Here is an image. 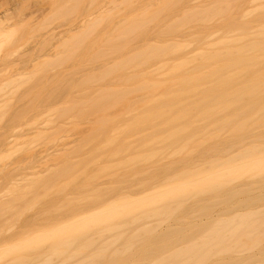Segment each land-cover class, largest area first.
<instances>
[{"label": "bare ground", "instance_id": "obj_1", "mask_svg": "<svg viewBox=\"0 0 264 264\" xmlns=\"http://www.w3.org/2000/svg\"><path fill=\"white\" fill-rule=\"evenodd\" d=\"M107 1L108 12L83 18L86 30L75 24L85 32L67 40L77 47L49 33L67 43L59 58L82 48L94 51L76 56L82 66L101 63L67 80L84 96L53 109L91 122L89 134L36 174L55 156L37 143L57 140L60 126L0 130V264H264V0ZM4 14L2 51L19 33ZM104 24L110 32L91 40ZM33 53L17 64L36 66Z\"/></svg>", "mask_w": 264, "mask_h": 264}, {"label": "rangeland", "instance_id": "obj_2", "mask_svg": "<svg viewBox=\"0 0 264 264\" xmlns=\"http://www.w3.org/2000/svg\"><path fill=\"white\" fill-rule=\"evenodd\" d=\"M68 1H70V0H0V15H2L4 13L5 14H7V13H9V14L11 13L12 14L13 13L12 16L14 15L13 17H16V18H13L14 24H12L13 21L11 22V24H12L13 27L15 25L19 29V33L18 34H17V31L15 32L16 33L15 35H17V37H15L16 41L13 42V40H14L13 37L15 36L14 34H13V36L11 35V37H9L11 39H8V40H11V41L3 39L4 40L3 41L4 44L6 42L7 43L8 42H13L14 44L12 43L13 45H10L11 44L10 43L9 44L10 46L5 44L6 47L4 48L3 51L1 49L3 48L4 45H2V47L0 48V50L2 51V52L0 51V54H1L0 58L2 57L3 53L9 54V57H7L8 58L7 60L4 61V57H5L4 55L2 57L3 61L1 60V64H0V85L2 84L1 86H3V87L0 86L1 87L0 89L4 88L6 86V84H8L9 81L11 82V80L13 78L14 79L16 78L15 82L17 81L19 83V79L22 81V76L23 75L28 78L29 77L28 74L32 75V73L34 72V75H35V71L38 70L39 67L41 69V72L40 71H36V73L39 72L38 75H36L38 77L32 75V77H33L32 78L30 76V79H29V81L27 83H25L26 80H23L24 82L20 81V83H19L20 84L19 85L20 88L18 87L19 89L18 90L16 89L17 92L14 91L16 93V96L13 93V91L10 92L11 89L13 90V87H15L14 85L16 83L13 85V87L11 86L12 83L8 84L9 85L8 89L6 90L7 87H5L3 89V91H2V93H0L1 94L0 95V103H3L6 106H8L9 102H11V104H12V108H10L11 110L8 108V107H11V106L7 107L9 110H7V108L3 107L4 109L7 110V111L4 110L3 114H6V112H7L8 115L0 117V130L2 128L8 126V125H10L11 129L15 126V128L13 129L14 131H12L10 128H8L9 126L6 129H10L11 132L8 130V132H10V134H13L12 132H14V135H17V134H15V133H17V131H15L16 128L18 129V133L19 132L21 133L23 131L26 132L27 129H28V131L31 132V134L28 135V134L25 133L24 135H26V136L28 135L29 137H32V136L34 137L35 136L34 134H37V133L40 132L39 128H41V130H43V131H41V134L43 132V134H46V135L47 134L49 135V133H50V135L52 133H54L55 132V128H57V127L59 128V126L61 128V130L59 132V135H58L59 137L57 138V140L40 141V142L37 143V145H38L37 147H39V148L43 147V146L44 147H48V149H49L48 152H51V153L53 152L54 153L53 155H55V156H54V158H53V156H51L49 158H45L47 156H50V153H49V155H47L46 152H45V155H44V153H42L41 156L44 155L45 156L44 158L46 160H42V161L40 160L41 163L38 160L40 156L39 157L37 156L38 159L34 157L36 159V161L39 162V164H36V166L34 168V171H36V174H37V171H38V173L41 172V169L44 167L45 163H49V162L52 163V160H54L55 157L57 156V154H55L56 151L59 152V150L61 148H66V147H70V146H71L70 149L73 148L80 141V136L81 135L83 136V135L89 134L88 130H89L91 122H89L87 120H80L76 116L69 115V114L67 115V117L65 116L64 118H62V117L60 118L56 114V112L53 111V109L55 107H57V106L63 105V103L68 101L71 97H81V96H84L86 94V92L83 90V88L81 86L73 87L72 85L70 86V84H69L70 88H68L69 86L66 85V84H68L67 80H70V79L71 80L74 79L73 81L78 80L79 78L83 77L86 72L91 73V71L93 72V70L95 72V70L96 71L99 70L98 69L99 67L100 68L102 67L100 62L93 63V64L91 63L89 65L86 64L85 66L84 65L82 66V64H83L82 61L79 62L78 59H76V56L78 58V57H80V55L84 56L86 58H89L90 56L93 55L92 52L94 53V51H90L89 55H86V54H88L89 51L87 52V50L86 51L85 50H81L82 49L81 46L84 45V44L79 46L81 48L79 50L80 53H78L79 55H76L77 52H75L76 54L73 53V52H69L70 50L68 49V52L70 54L71 53L74 54V56L72 58L75 57V59H71L70 58L71 60L70 59L67 60L66 58H63V55L65 53L62 54V55L60 53L59 54V55H61L60 58L58 57V55H55V54H58V52L61 50L59 48H63V46H67V43L64 44L65 39H66V41H68L67 38H71L72 36L73 37L75 36L74 38H76V36H78L77 34H79L80 31L81 32H80L79 35H81V33L83 34L85 32V31H83L84 30L83 27L85 26L84 24H87V26H89L88 24H90V22L92 23V21H90V20H88L89 22L86 23L87 21H84L83 18H85L86 16L89 17L91 14H92L91 17L94 18L95 16H98L101 11L102 12L104 10L106 11V9H107V12H108V4H107L108 1L107 0L106 1L105 0H99L97 2L98 5L96 3H95V5H92L91 3H89V2H91V0H78L76 3H75V0H71L70 1L71 3H75V4H79V5L78 6L76 5L77 7L75 5H74V7L71 5L72 8H73L72 9L73 11L71 9L68 10V6L70 5L69 4L70 2H69L68 3L69 5L66 4L67 6H66V9H65L67 11L68 15H67V13L64 15L65 10H64L63 13H62V10L64 9L65 3L68 2ZM109 5H110V3H109ZM75 8H78V9L74 11ZM95 8L97 9V11L94 12V10H96ZM69 11H70V13H69ZM124 13H122V14L124 16H126L127 12H126V14H124ZM121 16L119 15L115 19V20H118L117 21L118 23L121 20V18H119ZM91 17H90V19H91ZM81 18L83 19V22H81V23H83V27L81 29H79L81 26L77 28L75 26V24H77ZM87 18H85V19H87ZM107 24H110V23H107ZM107 24H106V26L104 24L103 27L104 28L106 27V28L103 31L102 30H98V32L93 31L94 32V34H93L94 37L90 36L91 40H92V38H93V40L97 39L98 36L103 35L106 32V30L108 32L111 26L107 25ZM7 26H10V25H7ZM87 26H86V28L84 27L85 30L87 29ZM107 26H109V27H107ZM14 28H16V27H14ZM7 30H11V28L8 27ZM62 30L64 31L65 36H63L64 34L63 35L59 34L61 36V39L66 37L64 39L63 43H62V40L60 41V39H59L60 36H58V34H57V36H58L57 39H56L57 36L56 37L54 36L53 38L52 37L50 38V34L49 33H58L59 31H62ZM99 31L101 33L102 32H104V33L103 34L100 33V35H99L98 34ZM48 34H49V36H48ZM71 34H74V35L69 36ZM96 35H97V37H96ZM100 38H103V36H100ZM71 39H69V41ZM73 39H72V41H73ZM69 41H68V44L70 43V48H71V45H72V47H73V45H76L75 47L78 46V43L71 44L72 41L71 42H69ZM74 41H76V39ZM93 42H91V43H93ZM91 43H88V44L85 43L86 46H83V48L87 47V46L92 48L94 46L93 45L94 43L92 44V46H90ZM93 48H95V47H93ZM30 50H33L32 52H35V53H33V55L36 54L37 56H39V58H37L36 61H35L36 62V66L32 65L35 68H33L32 66H30L31 68H29V67L26 68L25 65H23L22 63L21 64H17L18 59L20 57H25V55L29 57V56L32 55V52ZM65 50H66V48L63 49V52H65ZM27 51H28V53L30 51L31 54L28 55L26 53ZM83 52H85L84 53L85 55L83 54ZM66 54H68V53H66ZM52 55H55L61 61L65 60L66 62L62 63V65L58 63L60 60L54 63L55 57H53ZM65 55H64V57L68 56V55L67 56H65ZM51 57H53L54 59L51 58ZM58 58H56V60ZM49 59H51V61L52 60H54V61L53 62H49L50 61ZM46 61H48L49 63H47ZM77 62L81 63V66ZM50 63H53V64H50ZM48 64H49L50 67L48 66ZM80 67H81V69H79ZM42 69H44V70L42 71ZM20 74H23V75L20 77ZM8 78H10L11 80L7 81ZM65 78H67V79H65ZM39 79L42 82L39 81ZM64 81H66V83H64ZM13 82H14V80H13ZM34 82H35V84L38 82L36 84L37 85L36 89H35L36 86L34 85ZM22 83L23 84L25 83V84L22 86ZM39 83L42 86H40ZM64 84L67 86V88L71 92H68V93L64 92L65 90L67 91V89H65V90L63 89V88H66V86H64ZM38 85L42 89V92H41V89L38 88L39 87ZM10 86L12 87L11 89H9ZM30 86H31V88H28ZM94 86L98 87V84L94 85ZM27 88L28 89H32V91L31 90L29 91ZM56 88H59V89H57V91L55 92ZM4 90H6V92H4ZM48 90H49V92L52 91L51 93H54L53 96L51 97L52 99H50V100H47V98H46V97H48V95H47V93H49ZM12 93L14 94L13 96L15 98H13V96H11ZM9 96H11L10 98H12V99H10L11 101L7 100V97L9 99ZM5 101L6 102L9 101V102L5 103ZM11 104H9V105H11ZM38 104L39 105L41 104V105L38 106ZM34 105H36V106H34ZM31 107L34 108L33 111H32V109H30ZM28 108L32 111V113H33L32 116H31V114H29V117L27 119H25V116H24V118L21 117V120H19L20 119L19 116H21V115H17V113L20 114L21 112L23 113V111L26 112V110ZM1 109L2 108H0V112H2ZM15 114H16V116H18V118H19L18 120L20 122L19 121L17 122V120H15L16 121L15 122L13 120V119H16L15 117H13ZM0 115H1V113H0ZM26 116H27V114H26ZM35 118L37 119L36 120L37 121L36 124L32 122V121H34L33 119H35ZM29 121H30V123H28ZM31 123H33L34 126L37 125L38 127L39 126L40 127L38 128L36 126V127L33 128V126H32L31 129H29L28 127H30L32 125ZM11 125H12V127H11ZM28 125H30V126H28ZM75 127H79L82 130V132L79 131L80 129L76 130ZM35 128L36 129L38 128L39 130L37 129L38 131L36 132ZM2 130H4V129H2ZM5 131H7V130H5ZM5 131H1L0 135H1L2 132H4V134H7V132L5 133ZM10 134L8 133V135H10ZM2 137H3V135H2ZM65 144H67V145H65ZM65 150H62V152H64ZM5 152H7V149H6ZM37 152H40V151H37ZM62 152H59V153H62ZM38 154H41V152L38 153ZM38 154H36V155H38ZM59 156H60V154H59ZM57 158H58V156H57ZM74 158L78 159L77 156L74 157ZM40 159H41V157H40ZM34 162H35V160H34ZM45 166H52V164L50 165V163H49V165H45ZM44 168L42 169V172H43ZM46 169H47V167H46ZM45 171L47 172V170H44V172ZM46 172H45V174H47ZM43 173H41L40 175H42ZM71 190H70L69 193H71V192L73 193L74 190L73 189H71Z\"/></svg>", "mask_w": 264, "mask_h": 264}]
</instances>
